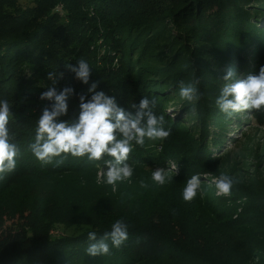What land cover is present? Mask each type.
Masks as SVG:
<instances>
[{
  "label": "trees",
  "instance_id": "obj_1",
  "mask_svg": "<svg viewBox=\"0 0 264 264\" xmlns=\"http://www.w3.org/2000/svg\"><path fill=\"white\" fill-rule=\"evenodd\" d=\"M62 2L71 7L65 20L54 9ZM173 2L168 7L165 0H31V5L22 6L20 0H0V99H8L12 106L14 118L9 129L15 133L20 149L15 170L0 181V264H264L262 198L244 200L237 207L199 191L194 200L185 202L182 193L186 182L180 177V182L166 186L145 178L109 185L91 174L99 161L69 154L57 167L54 165L59 158L45 164L29 148L39 117L53 103L40 99L52 85L48 72L64 73L58 91L64 87L74 89L68 112L60 121L78 120L80 97L84 96L85 102L91 98L89 88L94 81L98 82L97 91L114 97L125 110L133 109L132 105H138L143 97L158 100L144 91L145 85L123 81L126 73H111L100 61L113 48L126 44L140 45L143 51L151 35L142 31L156 29L168 15L172 23L179 25L177 34H181L182 41L191 38L188 46L201 37L216 54L224 50L212 69L198 66L209 73H196L200 81L197 87L204 95L194 110L205 125L204 131L207 116L216 110L215 100L221 92L214 75L231 58L239 66L253 46L258 55L264 45V29L252 20L254 13H247V5L241 6L236 0ZM87 8L99 16H83L80 11ZM94 35L98 40L107 39L108 51H102ZM225 37L223 43L221 38ZM176 42L178 47L182 43ZM174 58L175 63L180 61L179 55ZM80 59L92 69L88 84L65 67ZM116 66L121 72L128 68ZM158 76L174 84L183 80L175 70ZM161 85L162 90L168 87ZM154 111L158 116L164 114L159 104ZM261 112L264 115V110ZM164 127L171 128L167 120ZM151 154L146 139L143 147L133 142L129 158L145 164V160H152ZM141 180L149 187L142 188ZM6 190H15L16 196L4 201ZM117 220L129 226L125 244L114 248L109 241V255L88 256V232L95 231L99 237ZM55 228L71 233L54 238L49 231Z\"/></svg>",
  "mask_w": 264,
  "mask_h": 264
},
{
  "label": "rangeland",
  "instance_id": "obj_2",
  "mask_svg": "<svg viewBox=\"0 0 264 264\" xmlns=\"http://www.w3.org/2000/svg\"><path fill=\"white\" fill-rule=\"evenodd\" d=\"M165 1V5L167 4L168 7L174 3V0ZM236 3L241 6L247 5V13L249 12L251 15L254 13L256 17H253L252 20L255 19V24L264 29V0H236ZM31 4V0H20L22 6ZM54 9L60 18L65 20L64 15L70 11L71 7L69 4L62 2L57 4ZM210 9H207L206 12ZM80 12L88 19L99 16L98 12L88 8L87 10L81 9ZM250 14H248V17ZM179 18H182V16ZM164 20V23L156 29L142 31L145 35H151L150 40L146 38L148 43L146 42L147 46L143 48V51L140 45L139 47H130L126 44L123 47L113 48V52H109L105 60L100 61L101 65L111 70V73H126L122 78L123 81H127V83L133 81L135 85H145L143 86L144 91L158 98L156 100L157 104L162 109L168 126L171 127V135L168 138L170 146L169 144L165 145V140H147L150 151H152V160H145L146 163L142 164L134 163L135 160L132 161L131 157L128 158L127 163L132 165L134 169L133 175L130 179L118 182L144 178L152 180V172L158 168H164L168 175L173 176V180L163 186L172 185L177 181L180 182L179 177L185 179L186 182L192 175L199 174L202 180L200 191L209 198L218 196L223 198L227 205L239 207L244 200L264 199V115L261 112L262 110H248L229 118L216 106V110L209 112L207 116L208 125L202 131L205 125L199 122L198 113L194 110L195 106L179 95L180 84L183 82L187 85L199 80L196 73H209L206 68L203 71L201 67L213 68L220 61L218 56L222 55L221 53L224 50L216 54L210 45L204 44L201 37L188 46L187 43L191 38L182 41L181 34H177L179 25L172 23L169 15ZM229 25L227 26L229 27ZM97 36L94 35L96 38ZM179 40L182 43L178 47L176 41ZM221 40L225 43L227 38H221ZM98 41L102 51H108L107 39L103 37V39L99 38ZM133 42L131 41L130 45ZM166 43L168 44L167 47L164 46ZM253 47L241 61V64L239 63V66L236 61H233V58L220 65V71L217 72L219 74L214 75L218 83L216 84L218 89H222L225 83L223 77L227 75L229 69L234 71V78L238 80L245 79L250 74H258L260 67L264 66V45L258 55L255 50L253 51ZM175 55L180 56L178 63L183 59L181 64L174 62ZM188 60L191 64H187ZM118 64H121L120 67L124 69L128 68L121 72V69L119 70V67L116 66ZM199 65L201 67L198 68ZM174 70L183 77V80L176 84L165 81L161 76H158V74H161L164 77ZM162 83L163 85L168 84V87L162 90ZM146 86H148V89ZM126 111L132 112L133 109L128 108ZM109 159L111 158L105 157L100 160L95 170L91 172L96 176V180L102 183H106L103 171L107 170L105 161ZM173 165H177L176 172ZM221 174H227L238 181L232 188L230 196L225 197L217 193L215 182ZM254 191L256 194H252ZM15 196V190H6L4 201H9ZM9 223L7 222V224ZM65 232L71 233L69 231ZM65 232L62 228H55L50 230L49 234L54 238H58ZM146 264H201V262L175 261L159 263L149 261Z\"/></svg>",
  "mask_w": 264,
  "mask_h": 264
},
{
  "label": "clouds",
  "instance_id": "obj_3",
  "mask_svg": "<svg viewBox=\"0 0 264 264\" xmlns=\"http://www.w3.org/2000/svg\"><path fill=\"white\" fill-rule=\"evenodd\" d=\"M75 74V77L88 84L92 69L88 62L80 59L76 64L65 66ZM64 73L48 72L47 78L52 85L47 87L40 99L53 103L45 107L38 119L34 142L29 145L31 152L41 162L52 163L60 166L70 154L73 157L87 156L89 161H100L104 157L111 159L105 161L107 170L103 171L105 182L115 185L116 182L130 179L133 167L127 163L133 150V142L141 147L145 140H166L171 135V129L164 127V115H157L155 108L157 101L143 97L139 104H133L134 112L126 111L118 105L114 97L104 91H97L98 82H92L89 92L91 98L85 102V97H80V113L76 122L60 121L59 118L68 112V100L74 93L71 87L57 90L59 80ZM232 69L223 77L225 81L219 96L215 100L218 109L226 117H232L248 110H264V66L258 74H250L245 79H235ZM199 80L185 85L180 84L179 95L193 106L204 93L200 92L197 85ZM14 118L12 106L8 99H0V181L6 179L8 173L15 170L17 157L20 154L18 143L15 142V133H10L9 124ZM176 172L177 165H173ZM152 180L163 186L173 180L164 168L152 172ZM201 176L192 175L186 181L183 189V200L191 202L201 190ZM238 183L235 178L221 174L215 182L217 193L225 197L231 195L232 188ZM140 186L147 188L146 181L141 180ZM129 226L123 220L115 221L110 231L99 236L95 231L87 234L89 245L87 255L91 257L107 256L111 247L121 248L129 239ZM111 242V247L109 244Z\"/></svg>",
  "mask_w": 264,
  "mask_h": 264
}]
</instances>
